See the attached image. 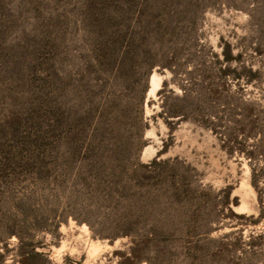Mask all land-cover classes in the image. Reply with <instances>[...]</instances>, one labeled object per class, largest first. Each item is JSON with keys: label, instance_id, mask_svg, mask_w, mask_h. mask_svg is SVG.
Returning <instances> with one entry per match:
<instances>
[{"label": "rangeland", "instance_id": "rangeland-1", "mask_svg": "<svg viewBox=\"0 0 264 264\" xmlns=\"http://www.w3.org/2000/svg\"><path fill=\"white\" fill-rule=\"evenodd\" d=\"M170 60L181 88L159 67ZM145 80L142 114L120 112ZM210 87L264 104V0H0V264H21L19 241L40 242L42 264H130L135 248L137 264H264L245 159L192 123L151 120L159 90L197 98ZM153 159H176L165 182L189 166L210 187L189 238L115 236L105 172Z\"/></svg>", "mask_w": 264, "mask_h": 264}, {"label": "trees", "instance_id": "trees-1", "mask_svg": "<svg viewBox=\"0 0 264 264\" xmlns=\"http://www.w3.org/2000/svg\"><path fill=\"white\" fill-rule=\"evenodd\" d=\"M229 58V55L223 52L222 61L227 63ZM159 67L168 69L172 75L171 80L181 88L174 80L176 72L173 61L161 63ZM151 68H148L146 76ZM245 70L249 78H257L260 73L257 69ZM224 73L222 72V75ZM165 86L166 83H163L162 88ZM193 86L202 88L201 84ZM146 88L145 80L142 81L137 95L132 97L130 93L128 100L119 101L117 105L119 111L135 109L141 115ZM210 88L209 94L197 98H188L182 93L169 99L163 97L162 91L159 90L157 92L159 111L151 116V120L159 118L167 126L174 120L192 123L214 135L220 149L228 156L233 154L242 156L249 168L250 185L257 193L259 221L264 217V104L243 102L238 99L229 103L217 89ZM169 92L174 94L173 91ZM215 104L221 105L222 110L217 111ZM147 126V123L143 124L144 128ZM117 143V157H125L120 140ZM165 148L163 143L161 151H165ZM175 161L176 159L172 160L173 163ZM172 162L169 160L157 162L153 159L147 164H138L133 169L121 166L117 170L105 172L113 178V186L106 195L107 201L112 200L114 203L113 220L117 232L115 236L144 239L141 243L145 245L151 239L189 238L196 231V219L202 213L206 215L205 212L208 211L203 198L209 195L210 187L198 183L195 174L192 173L193 169L189 166L183 167V172L179 176L180 181L176 183L163 181L159 174L160 169ZM25 246L28 249L23 250ZM40 246V242L19 241L18 253L21 264H42L45 261L43 253L36 250ZM257 246L261 245L248 243L249 249ZM138 251V248L130 249L131 256L127 259L130 260V264H137L142 260L137 255ZM168 262L172 264L170 259ZM180 264H198V259L187 257Z\"/></svg>", "mask_w": 264, "mask_h": 264}, {"label": "bare ground", "instance_id": "bare-ground-1", "mask_svg": "<svg viewBox=\"0 0 264 264\" xmlns=\"http://www.w3.org/2000/svg\"><path fill=\"white\" fill-rule=\"evenodd\" d=\"M151 88L154 89L156 88V86L158 85V82L156 81V79L154 77L151 78Z\"/></svg>", "mask_w": 264, "mask_h": 264}]
</instances>
